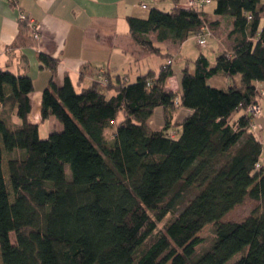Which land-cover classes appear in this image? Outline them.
Listing matches in <instances>:
<instances>
[{"label": "trees", "instance_id": "1", "mask_svg": "<svg viewBox=\"0 0 264 264\" xmlns=\"http://www.w3.org/2000/svg\"><path fill=\"white\" fill-rule=\"evenodd\" d=\"M212 3L214 15L233 19L214 65L199 54L180 69L178 92L167 90L179 56L150 38L180 45L204 25L213 37L206 6L128 17L133 42L163 60L158 72L128 83L102 69L101 86L97 70L79 91L68 76L61 85L50 79L40 116L62 129L43 139L27 121L32 80L0 69V264H264L263 142L247 111L264 98V4ZM38 61L57 66L44 54ZM158 108L164 124L153 130ZM178 108L188 113L172 124ZM246 198L258 202L252 214L224 220ZM208 224L213 240L197 253Z\"/></svg>", "mask_w": 264, "mask_h": 264}, {"label": "crops", "instance_id": "2", "mask_svg": "<svg viewBox=\"0 0 264 264\" xmlns=\"http://www.w3.org/2000/svg\"><path fill=\"white\" fill-rule=\"evenodd\" d=\"M260 3L263 5L264 0ZM16 6L40 25V35L37 40L33 39L30 29L18 22L17 9L6 0H0V69L28 76L32 80L33 90L29 94L31 110L27 121L38 125V131L46 121L53 125L51 118L43 122L40 116L42 91L50 79L61 85L68 76L75 90L79 91L95 81L98 69L122 76L128 83L149 71L157 73L162 62L151 63L150 58L155 55L133 42L127 18H146L152 8L166 12L174 7H185L184 0H16ZM206 11L207 19L216 24L212 40L221 55L230 45L228 34L233 19L214 15L212 7ZM192 37L176 45L168 41L157 43L154 35H150L153 44L162 53L175 57L180 56ZM39 54L57 61L54 71L40 68ZM204 56L211 65L219 60L215 58L211 61L207 55ZM227 83L225 80L219 85ZM258 86L263 89L264 84ZM165 87L178 92L179 75L176 72L167 79ZM111 95L114 92L108 91L107 96ZM157 110L161 112L163 123L164 110L158 108L155 112ZM176 110L181 112V122L188 111L182 108ZM12 121L16 122L14 116ZM170 122H175L172 115Z\"/></svg>", "mask_w": 264, "mask_h": 264}, {"label": "rangeland", "instance_id": "3", "mask_svg": "<svg viewBox=\"0 0 264 264\" xmlns=\"http://www.w3.org/2000/svg\"><path fill=\"white\" fill-rule=\"evenodd\" d=\"M213 5H214V3L206 6L205 9L209 10ZM16 9H18V8H16ZM263 21H264V15L261 17V23ZM212 38L213 37H208L206 39V47L201 48V47L197 46V44H196L197 40H196L195 36H193L189 40V42L187 43L185 50H183V52L180 54L179 60L176 63H174V65H173V68H174L176 74H178V75L180 74V69L185 64H187L188 67L190 69H192L193 61L199 54L207 55L211 61L214 60L215 58H220V53L217 52V48L215 47V44H214ZM210 53H211V55H209ZM150 59H151V63H153V64H158V63L163 61L158 56L157 57L152 56ZM220 86H223V85H220ZM263 90H264V86H263ZM260 107L262 110V114L260 117L254 119V123H255L254 131L257 132V137L263 142L262 152H261V155L259 157V161L261 164H264V98L260 100ZM240 114H238V115H240ZM171 115H172V120L175 121V122H173L174 124L178 123L182 117L181 112L177 111V110L173 111V113ZM51 121H52L53 125L50 124L51 122L46 121L44 123V126L40 127L39 136L41 139L46 138L48 136V134H49L48 129L50 130L52 126H56V127H52L51 131L58 132L62 129L61 125L58 124V122L54 118H51ZM163 124H164V121L162 123L161 112H160V110H157L152 115V117L150 119L149 126L151 129L156 130L158 128H161L163 126ZM261 129H263V130L260 131ZM258 131H260V132H258ZM192 196H193L192 191H188L187 193H184L183 199H182L183 203L180 206H178V208L176 210L178 211L179 209H181L182 205L187 200H189ZM257 206H258V202L253 201L250 198H246L245 201L241 205L236 206L232 211L228 212L224 216V220L240 221V220L244 219L245 217H247L248 215L252 214L253 210L256 209ZM260 211H261V209H259L255 214L259 213ZM168 218H170V216H168ZM162 224L163 223H161L159 226H162ZM197 237L201 238V243L196 247V252L200 253V252L206 250L209 247V245L211 244V241L213 240V225L208 224V225L204 226L203 229L197 234ZM11 239L14 240V237L12 236ZM230 261H228L226 264H229Z\"/></svg>", "mask_w": 264, "mask_h": 264}, {"label": "built area", "instance_id": "4", "mask_svg": "<svg viewBox=\"0 0 264 264\" xmlns=\"http://www.w3.org/2000/svg\"><path fill=\"white\" fill-rule=\"evenodd\" d=\"M6 1L10 5L17 8L16 0H6ZM209 4H210V0H185L184 1V6L186 8L193 9V10H199L200 8L205 7ZM142 7L145 8L144 5ZM17 12H18V22L25 24V26L30 29L32 33V38L37 40L40 35V25L36 23L32 18H30L27 14H25L23 11H21L20 9H17ZM200 31H201V34L199 35L197 39V44L200 47H204L205 38L208 36H211V31L206 25L202 26L200 28ZM168 63L170 62L168 61ZM103 74H104V71L102 69H98L97 81L101 86H105L106 84V80L103 78ZM262 96L264 97V92H262ZM247 111L249 115H251L253 120L260 117L262 113L260 105L254 104V103L248 106ZM252 128L253 129L255 128V123L252 125Z\"/></svg>", "mask_w": 264, "mask_h": 264}]
</instances>
